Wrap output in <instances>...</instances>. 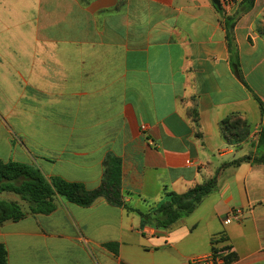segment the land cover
<instances>
[{
  "label": "crops",
  "instance_id": "1",
  "mask_svg": "<svg viewBox=\"0 0 264 264\" xmlns=\"http://www.w3.org/2000/svg\"><path fill=\"white\" fill-rule=\"evenodd\" d=\"M220 1L0 0L1 161L95 190L118 158L124 201L145 213L218 172L220 186L166 229L104 198L60 200L0 226L9 264H194L215 238L223 264H264V164L233 165L259 155L264 0L239 15L241 0ZM237 209L243 221L226 224Z\"/></svg>",
  "mask_w": 264,
  "mask_h": 264
},
{
  "label": "trees",
  "instance_id": "2",
  "mask_svg": "<svg viewBox=\"0 0 264 264\" xmlns=\"http://www.w3.org/2000/svg\"><path fill=\"white\" fill-rule=\"evenodd\" d=\"M237 2L238 0H232ZM256 0H241L239 3V14L251 11ZM220 12L223 11L221 8ZM225 17L227 39L231 52L233 53L234 38L233 30L236 25V17ZM234 69L241 80L243 75L239 69L238 61L234 62ZM259 103L262 117L264 115V104L256 97ZM231 130H237L244 126L238 120L224 122ZM257 148L258 157L247 156L233 162L238 165L242 162L254 161L264 164V125H262ZM218 174L184 194L174 192L167 193L166 200L149 212H141L129 207L124 201L122 191L121 161L110 157L105 162V172L102 184L95 190H88L83 183L70 182L61 177L47 178L36 166L19 163L15 161L4 162L0 160V194L10 193L17 195L22 202L27 203L28 211H24L23 205L18 201L0 200V226L7 222H18L29 215H51L60 204V200L76 204L80 207H90L101 198L110 204L126 209L128 212H136L140 215L142 226L150 225L160 229L170 228L181 219L192 215L204 200L219 189ZM224 240H219L223 242ZM108 248L114 245H106ZM229 249V247H227ZM230 255L226 258L229 260ZM0 264L8 263V250L4 244H0Z\"/></svg>",
  "mask_w": 264,
  "mask_h": 264
},
{
  "label": "built area",
  "instance_id": "3",
  "mask_svg": "<svg viewBox=\"0 0 264 264\" xmlns=\"http://www.w3.org/2000/svg\"><path fill=\"white\" fill-rule=\"evenodd\" d=\"M228 4H231L232 0L227 1ZM145 128V127H143ZM244 216V211L237 209L234 210L230 215L226 218L225 223L231 224L233 222H242ZM221 238H215L214 243L216 244V250L209 256H201L195 257L192 259V263L194 264H223L226 262V257L230 254V250L227 248L223 242H219Z\"/></svg>",
  "mask_w": 264,
  "mask_h": 264
},
{
  "label": "rangeland",
  "instance_id": "4",
  "mask_svg": "<svg viewBox=\"0 0 264 264\" xmlns=\"http://www.w3.org/2000/svg\"><path fill=\"white\" fill-rule=\"evenodd\" d=\"M0 200L18 201L23 205L24 211L29 210L27 203L22 202L21 199L15 194L2 193V194H0Z\"/></svg>",
  "mask_w": 264,
  "mask_h": 264
},
{
  "label": "water",
  "instance_id": "5",
  "mask_svg": "<svg viewBox=\"0 0 264 264\" xmlns=\"http://www.w3.org/2000/svg\"><path fill=\"white\" fill-rule=\"evenodd\" d=\"M213 3H214L219 9L222 8V4H221V1H220V0H213Z\"/></svg>",
  "mask_w": 264,
  "mask_h": 264
}]
</instances>
